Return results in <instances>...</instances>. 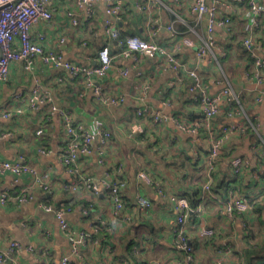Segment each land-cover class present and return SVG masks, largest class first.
<instances>
[{
	"label": "crops",
	"instance_id": "crops-1",
	"mask_svg": "<svg viewBox=\"0 0 264 264\" xmlns=\"http://www.w3.org/2000/svg\"><path fill=\"white\" fill-rule=\"evenodd\" d=\"M214 2L207 0L208 4ZM112 3L121 6L113 21L123 36L135 34L165 45L189 68L198 69L210 94L217 95L230 85L239 94L240 103L232 106L223 97L220 113L205 121L200 105L186 88L191 79L171 87L173 72L163 56H141L136 62L121 54L119 41L110 39L103 26L106 7ZM191 3L99 1L93 16L86 20L76 0H51L53 18L33 25L34 36L45 35L42 45L67 60L95 65L102 45L109 46L114 59L106 76L94 78L90 86L82 76L46 64L41 57L31 70L24 68L23 61L11 63L9 77L0 85V159L24 157L48 188L36 185L28 198L21 200L25 187L35 178L29 173L0 174V247L10 240L20 243L19 252L7 264H60L65 256L70 257L71 264H188L176 244L178 212L171 196L191 193L197 202L198 222L189 227V233L193 235L203 226L216 230L198 247L195 264H217L224 241L232 248L226 264H246L242 252L251 245H264V77L259 80L255 74L254 56L264 58V34L252 27L249 0H225L217 4V10L219 15H229L233 25L229 30L216 29L213 51L199 56L197 51L207 35V17L198 21L191 13ZM259 3L264 6V0ZM70 11L78 25L73 24ZM171 21L183 32L181 36L167 28ZM154 22L162 24L158 31L151 26ZM249 36L257 44L255 50L243 44ZM186 37L195 44L187 45ZM124 69L127 75L122 73ZM97 84L109 95L124 97V101L102 103L93 93ZM37 85L54 97L56 105L68 109L77 122L99 135L91 153L79 159L80 174L93 177L97 183L108 178L126 182L122 191L125 206L118 213L106 191L96 196L84 186L69 188L72 181L83 182L61 158L68 136L59 113L52 112L50 103L36 109L29 106ZM139 109L160 110L165 118L156 124L149 116H139ZM6 112L11 115L5 117ZM178 121L200 122L197 133L180 129ZM135 123L143 124L145 132H134ZM224 127L231 129L212 165L210 147ZM40 128L43 132L38 134ZM102 130L111 132L105 143L100 137ZM237 156L246 160L238 175L231 165ZM139 171L148 173L152 183L138 179ZM209 175L219 194L202 190L201 184ZM232 192L256 198L255 208L229 215L224 204L214 198H228ZM3 194L7 195L4 203ZM140 196L152 202L149 209L142 210ZM45 202L66 204L71 228L94 233L81 257L73 255L71 241L55 214L41 206Z\"/></svg>",
	"mask_w": 264,
	"mask_h": 264
},
{
	"label": "built area",
	"instance_id": "built-area-1",
	"mask_svg": "<svg viewBox=\"0 0 264 264\" xmlns=\"http://www.w3.org/2000/svg\"><path fill=\"white\" fill-rule=\"evenodd\" d=\"M51 0H0V85L7 80L10 74V65L14 61H23L24 68L31 70L38 57H41L42 61L46 64L53 65L58 68L66 69L72 76H82L87 85H92L94 78H103L108 73L109 69L113 65L114 57L110 53L108 45H102L98 51V63L95 65H84L76 63L64 58L60 53L47 50L43 45L44 34L39 33L36 36L32 33V27L40 20H51L54 16L53 8L50 6ZM99 1L109 2L111 0H76V4L86 16V20H89L93 16V11L96 3ZM212 4H208L207 0H192L191 13L196 17L198 21H201L204 17H207V35L201 42L200 48L197 53L199 56L205 55L209 51H213L215 45V33L216 29L221 28L229 30L233 25L232 18L229 15H219L217 10V4L225 3V0H214ZM250 5V18L252 27L260 29L262 20L264 19V6L259 3V0H249ZM144 7V6H143ZM121 11V6L117 3H112L106 7V15L103 20L104 29L110 39H116L119 41L122 51L121 54L124 57H133L136 62L139 61L141 56H156L161 55L164 57V63L167 68L173 72V77L170 81V86L175 87L176 84H185V78H190V82L186 85L193 101L197 102L203 112L204 120L209 121L216 116L222 110L221 102L223 97H226L227 101L234 106L240 103L239 94L229 85L226 86L219 94L212 95L208 92V86L203 82L202 76L196 67L189 68L183 61H180L175 53L169 50L165 45L151 39L143 38L139 35L131 34L123 37L119 28L113 21V16L117 15ZM68 15L72 18L73 24L78 25L79 21L74 16L73 12H68ZM156 24V25H154ZM152 24L154 31H158L162 24L160 22ZM167 28L175 35L181 36L182 31L175 26V23L171 21ZM184 42L187 45H194V40L186 37ZM243 44L251 50L257 48V44L252 37H246L243 39ZM216 56V55H215ZM255 56V74L262 80L264 77V58ZM122 73L127 75L128 70H122ZM93 93L104 104L116 105L124 101L122 96L109 95L104 87L100 84L93 86ZM50 103L52 104V112L59 113L64 128L66 130L68 139L66 146L61 153L62 160L69 166L70 171L75 177H80L83 184L77 183V180L72 181L69 184V188L75 190L77 187L84 186L91 191L94 195H99L104 191L107 192L111 203L113 204L116 213L121 211L125 206L123 198V187L126 182L122 179H104L101 183L95 182L93 177H81L79 169V159L81 156L91 153L96 136L93 132L86 129L84 125L77 122L72 113L63 107L55 104L54 97L46 91L41 90L39 85L35 86L32 90L31 97H29V106L32 109L39 108V106ZM18 112H23L22 108L17 109ZM5 117H9L11 114L6 112L3 114ZM139 116H149L153 119L154 123L159 124L164 120L162 111H151L148 109H139ZM200 122L189 123L178 121V127L184 131L197 133L198 124ZM233 129H239L238 126H232ZM231 127H224L223 133L212 142L209 151V162L213 165L217 160L224 148V141L228 136V130ZM132 130L137 133L145 132V127L141 123H135ZM38 134L43 132V129H38ZM3 133H0V135ZM100 137L103 143L111 137L109 130H102ZM231 165L235 174L242 173L244 166H246V160L242 157H235L231 161ZM264 171V169H263ZM6 172H12L20 175L23 173H29L35 180L30 185H27L23 191L21 200H26L28 194L39 185L44 189L48 188V185L41 181L37 170L27 162L24 157L18 160H6L0 159V174ZM138 179L144 180L147 183H152L150 175L144 171H140L137 175ZM214 179L209 175L208 180L202 184V190L209 193H213ZM161 192L163 191L160 189ZM7 195L3 194L1 201H6ZM171 201L176 208L178 215L176 218V236L178 239V248H180L185 256V260L188 264L194 262V247L190 238L187 236L188 222L190 215L193 212L189 199L183 195H172ZM138 203L142 210H147L152 206L151 201L140 196ZM41 206L48 212H53L59 221L60 228L65 231L72 244V252L74 256L81 257L82 249L90 241L95 238L94 233L88 231L76 232L71 228V225L66 217L67 208L64 205L55 206L50 202L42 203ZM224 207L229 215L235 213H249L253 210V204L248 198L242 196L236 192L230 193L227 200L224 202ZM216 230L213 227L203 226L198 231V236L201 239H207L215 235ZM20 243L16 240H10L4 244V247H0V264H7L9 260L13 259V256L19 252ZM232 253V248L227 241L223 242V246L220 248L219 257L217 258V264H226L225 259ZM18 264V263H14ZM60 264H71L69 256L63 257Z\"/></svg>",
	"mask_w": 264,
	"mask_h": 264
},
{
	"label": "trees",
	"instance_id": "trees-1",
	"mask_svg": "<svg viewBox=\"0 0 264 264\" xmlns=\"http://www.w3.org/2000/svg\"><path fill=\"white\" fill-rule=\"evenodd\" d=\"M263 22V21H262ZM181 29H183L184 30V27L183 26H181L180 27ZM180 30V29H179ZM258 30H260L261 32H263V34H264V22L263 23H261V27H260V29H258ZM259 31V32H260ZM126 35H124L123 37H125ZM264 43V42H263ZM188 81H190L189 79H188ZM215 164V163H214ZM140 172V171H139ZM236 175H238V174H236ZM203 184V183H202ZM202 184H201V187H202ZM213 193H215V194H219V192L217 191V189H216V186H215V184L213 185ZM193 195V193H191V196H189L188 194H184L183 196H186L188 199H189V202H190V205H191V208H192V210H193V212L191 213V215H190V219H189V222H188V225H187V227H188V230L190 229L189 227L190 226H196L197 225V222H198V219H197V210H196V208H197V205H196V200L194 199V196H192ZM220 196V195H219ZM248 198V197H247ZM214 199H216L218 202H220V204H224V202L227 200V198L225 197V198H220V197H215ZM225 199V200H224ZM249 200H250V202L253 204V209L255 208V205H256V201H255V199L256 198H253V199H251V198H248ZM152 203V202H151ZM87 204H91V203H87ZM59 205H62V204H59ZM64 206H66V207H68L66 204H63ZM58 206V205H57ZM190 223H193V225L191 224V225H189ZM177 228V227H176ZM196 229H194V230H197V227H195ZM190 231V230H189ZM189 231L187 232V236L190 238V240H191V243L193 244V247H194V262H192L191 264H195V262H196V252H197V249H198V247L200 246V245H202V244H206L207 243V241L210 239V237L209 238H207V239H201L197 234H198V230H197V232L196 233H192L193 235H191L190 233H189ZM190 234V235H189ZM216 234V233H215ZM214 236V235H213ZM176 241H177V243L176 244H178V239H177V237H176ZM177 247H178V245H177ZM254 247H256V246H254V245H251L250 247H248V248H246L243 252H242V256H243V258H245V260H246V264H264V245L263 246H260L259 248H254ZM258 247V246H257ZM179 249V251L182 253V254H184V252L180 249V248H178ZM184 256H185V254H184ZM242 258V257H241ZM259 260H261V261H259V263H258V261ZM242 264V263H241Z\"/></svg>",
	"mask_w": 264,
	"mask_h": 264
}]
</instances>
